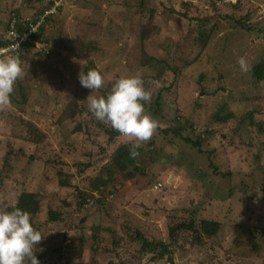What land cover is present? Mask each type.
Returning <instances> with one entry per match:
<instances>
[{
  "label": "rangeland",
  "instance_id": "obj_1",
  "mask_svg": "<svg viewBox=\"0 0 264 264\" xmlns=\"http://www.w3.org/2000/svg\"><path fill=\"white\" fill-rule=\"evenodd\" d=\"M48 1L0 0L1 41L15 15L39 20L60 8L41 24L45 54L36 46L20 57L16 97L0 110V170L10 157L17 166L5 172L0 202L15 205L21 192L38 200L32 223L44 237L33 249L40 264H264V133L241 124L256 111L264 128V80L251 72L264 61V0H50L46 8ZM241 56L247 72L237 64ZM148 57L156 60L141 65ZM89 69L104 79L93 93L78 79ZM124 76H139L161 104V121L145 108L158 127L135 159V141L121 134L110 141L103 122L87 135L71 133L91 118L86 98L106 96ZM223 104L234 118L216 124L211 117ZM169 127L203 139V153L161 133ZM122 148L128 153L116 156ZM107 168L116 170L111 183L91 191ZM81 194L92 196L82 209ZM51 210L61 222L47 221ZM191 217L197 225L217 221L219 230L200 243L178 231L171 243L169 228ZM137 232L169 243V255L142 248Z\"/></svg>",
  "mask_w": 264,
  "mask_h": 264
},
{
  "label": "clouds",
  "instance_id": "obj_2",
  "mask_svg": "<svg viewBox=\"0 0 264 264\" xmlns=\"http://www.w3.org/2000/svg\"><path fill=\"white\" fill-rule=\"evenodd\" d=\"M19 49L16 42L0 49V110L10 105L14 85L24 75ZM237 64L242 72L249 70L244 57H238ZM78 79L81 86L92 93L104 86L102 75L95 69L81 71ZM151 96L139 76H124L114 81L106 96L89 95L86 98L88 111L96 120L135 141L129 149L132 159L139 156L137 149L151 140L158 127V122L144 107ZM30 221V214L18 207L12 211L0 210V264H40L33 249L44 237Z\"/></svg>",
  "mask_w": 264,
  "mask_h": 264
},
{
  "label": "trees",
  "instance_id": "obj_3",
  "mask_svg": "<svg viewBox=\"0 0 264 264\" xmlns=\"http://www.w3.org/2000/svg\"><path fill=\"white\" fill-rule=\"evenodd\" d=\"M52 4H53V1L49 0L47 5H46V8H49ZM59 9H57V10H59ZM17 16L18 17H22V16H20L18 14H17ZM33 17H35V16H33ZM50 19H51V16H47V18L44 21V23L49 22ZM238 24L241 27H245V25L241 24L240 22ZM8 27H9V25L6 23L5 24V29L7 30ZM16 29H17V31L19 33H23L25 31V29L22 27L21 24H17ZM43 32H44V29H43V26H41L39 28V30L37 31V33L32 35V37L35 38V39L40 37V41H41V35L43 34ZM1 37H0V48L5 45L4 42L1 41V39H2ZM30 47L34 48V45L29 44L28 42L22 43V45L20 46V49H19V58L22 57V55L25 54V52H28L30 50ZM36 53L37 54H41V55L45 54L42 51L41 52H36ZM143 55L145 57H147V54H145L144 52H143ZM154 60H156V59L152 58V57L151 58L148 57L147 60H145L146 62H142L141 65H143V66L147 65V64L149 65L150 62L153 63ZM251 72H252V77H253L254 81H256V82L263 81L264 80V61H261L259 63H256L255 65H253ZM15 97L16 96L14 95V93H12L10 99L11 98L15 99ZM11 101H13V100H11ZM159 101H160L159 97H157V98L155 97L154 99H151L150 102H148L149 104L145 103L144 107L145 108L146 107H150V108L154 109L155 111H153L152 115L154 117L159 116V119L161 121L162 120V116L160 114V108L158 107L161 104H160ZM255 113L258 114L256 111H249V112H246L245 114H243L242 119H241V124L245 125V126H247L249 128H256L259 133H264L263 132L264 128L261 126L260 122H257L255 120V115H256ZM155 114H157V115H155ZM88 115H90L91 118H92V114L91 113H88ZM91 118H88L87 121H81L79 123L75 122V124H74L75 126H74L73 130L71 131V133L80 132V131H82L84 129L83 132H84V134L87 135L90 132V129H92L93 126H97L98 125V120H96V119L93 120ZM233 118H234V113L231 110H229L227 105H224V104L220 105L216 109L215 113L211 117L212 121L214 123H216V124H225V123H227L228 121H230ZM19 121H20V124H24V126L28 123L27 121L25 122L22 119H19ZM72 121L74 122V119H72ZM96 122H97V125H96ZM57 123L60 126L62 124V118L57 120ZM186 123L191 124L187 120H186ZM189 126L191 127V125H189ZM240 129H241V127L239 129H237V130H240ZM107 132H108V135L110 136L109 137L110 141H112L113 139H116L120 135V133L115 131V130H113L112 127L107 129ZM170 132H172L175 137L181 138L186 144H189L192 147V149L198 150L197 151L198 153H203V150H201V146L203 144V141H202L203 139H201L200 137H196V139H193V140L190 139V138L183 137L181 135V132H179V131L177 132V131L171 129V127L161 130V133L163 135H167ZM25 137H28V135H26ZM147 144L150 145V146L152 145L151 142H149ZM153 146L155 147L154 144H153ZM262 146H264V143L262 144ZM155 150H157V149L155 148ZM127 151L128 150H126V148H122V150H119V153L117 151L118 154L116 153V156L125 155L126 153H128ZM263 152H264V149H263ZM4 158H9V156H5ZM28 159L34 160L35 157L33 155H31V156L28 157ZM13 163L14 162H12L11 157H10V161L6 160L3 163V167L0 170V184H3V182L9 180V178H10L9 174H6L5 172L8 171L7 173H12V171L17 167L16 164H13ZM79 165H80V163L77 164V166H79ZM82 167L84 169L86 167V165H84ZM134 169L137 170L136 167ZM105 170L108 171V168L105 169ZM115 173H116V170L111 168V169H109L108 173L106 174V175H108V177H106L105 179L96 178L95 180H93L90 183L91 191L95 190L97 193H102L100 188L107 187L109 185V183H111V181H112L111 179L113 177V174H115ZM125 175L128 178V177L132 176V173L129 171ZM149 184L150 183H148L147 185H149ZM2 187H0V189H2ZM88 197L92 198V196H89V195H86V194H81L82 202L78 204L81 207V209H82V207L85 204L84 200L86 198H88ZM17 207L22 209V210H24V211H26V212H28L30 214V216H31V221L30 222H31V224L33 226V223H32L33 217L37 216L41 212V210L39 209V202H38V200H36L34 194L33 193H29V192H21L19 194L18 198H17L16 204L12 205V206L9 205L7 202H0V210L12 211V210H14ZM47 212H48L47 213V217H48L47 221L48 222H52V221L53 222H61V214H59L56 211H52V210L51 211H47ZM218 230H219V223L217 221H214V220H202L197 225L195 219L193 217H191V219L188 222V224L181 223V224H178V225H176L174 227L169 228V235H170L169 240L171 241V243L174 242V234H175V232H178V231H189L190 233H192L193 240L198 242V243H200L203 235L207 236V237H212V236H214L217 233ZM134 237L135 236H133V239L137 243L141 244L142 248L150 249V248H153V247L155 248L156 246H159L160 247L159 256L161 258H162V256L164 257L166 254L169 255V251H170L169 250V248H170L169 246H171L169 243L167 244V243H163V242H149V240L147 238H145V236H143L142 234H140L138 232H137L136 238H134ZM76 240L80 243V247H81L82 246V236H80L79 234H76ZM40 243L41 242H39L36 246H38ZM41 257H42L41 252L36 254V258L37 259L41 258ZM120 264H123V263L121 262ZM125 264H128V263L125 262Z\"/></svg>",
  "mask_w": 264,
  "mask_h": 264
},
{
  "label": "built area",
  "instance_id": "obj_4",
  "mask_svg": "<svg viewBox=\"0 0 264 264\" xmlns=\"http://www.w3.org/2000/svg\"><path fill=\"white\" fill-rule=\"evenodd\" d=\"M56 11V8L54 6V8L50 9V13L45 14L44 17H41L39 20L38 19H27V18H22V17H17L15 16L14 18H12V20L9 22V27L6 30V33L4 35L3 38V42H4V46L1 47L0 49H4L7 48L10 44L13 43H18L19 46L22 45V43L24 42H28L29 44L34 45L35 48H37L39 50V52H41L43 49H45L46 47H42L40 42V37L38 38H33L32 35L36 34L37 31L39 30V28L42 26L41 24L44 22V20L46 19V17L49 14H52ZM17 24H21L22 27L25 29V31L23 33H19L16 29ZM16 36V38L14 39V37ZM37 46V47H36Z\"/></svg>",
  "mask_w": 264,
  "mask_h": 264
}]
</instances>
